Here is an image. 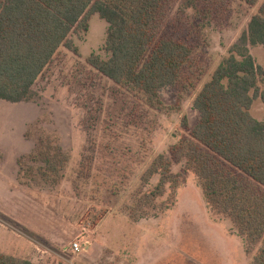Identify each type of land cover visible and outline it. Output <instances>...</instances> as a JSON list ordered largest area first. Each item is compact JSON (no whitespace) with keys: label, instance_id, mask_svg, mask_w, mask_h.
<instances>
[{"label":"rangeland","instance_id":"374dc122","mask_svg":"<svg viewBox=\"0 0 264 264\" xmlns=\"http://www.w3.org/2000/svg\"><path fill=\"white\" fill-rule=\"evenodd\" d=\"M184 1L168 3L161 34L194 48L197 86L189 92L166 88L164 103L151 107L88 65L92 52L109 56L104 50L109 25L94 14L88 32L71 34L81 56L60 48L27 99L0 100V169L15 181L12 193L0 194V206L12 215L0 212L1 252L35 264H252L260 244L248 253L232 221L207 203L183 148L185 140L198 142L182 121L196 124L195 94L263 0L256 6L230 0L227 7L209 0L219 8L215 15L208 12L210 18L203 11L209 10L208 1L198 10ZM252 53L264 67V47L255 46ZM252 113L263 120L260 98ZM47 135L70 156L59 182L46 179L34 158ZM160 154L173 155L172 171L180 181L175 188L168 184L157 204L135 219L141 193L160 180L155 174L148 184L142 181ZM35 231L61 239L52 242ZM75 241L82 246L76 253Z\"/></svg>","mask_w":264,"mask_h":264},{"label":"trees","instance_id":"16d2710c","mask_svg":"<svg viewBox=\"0 0 264 264\" xmlns=\"http://www.w3.org/2000/svg\"><path fill=\"white\" fill-rule=\"evenodd\" d=\"M170 1L0 0V100L27 99L60 48L81 56L71 34L88 32L94 14L109 25L104 46L109 56L92 52L88 65L151 107L164 103L166 88L189 92L197 86L194 48L161 34ZM207 1L210 6L208 11L203 9L204 17L210 18L208 12L215 15L219 10L211 5L213 0H185L184 5L198 10ZM229 1L221 3L227 7ZM241 1L256 6L261 0ZM255 46L264 47V0L247 30L195 94L196 124L190 127L184 117L182 126L198 142L185 140L183 148L189 151L186 156L196 169L207 203L232 221L245 238L248 253L260 244L252 264H264V119L252 113L257 98L264 104V67L252 53ZM54 138L44 137L34 158L43 164L46 179L59 182L70 156ZM172 157L158 155L143 174L144 184L155 174L160 180L141 193L135 219L147 214L143 208L157 204L168 184L178 185ZM0 264L35 263L0 251Z\"/></svg>","mask_w":264,"mask_h":264},{"label":"crops","instance_id":"0c3cea01","mask_svg":"<svg viewBox=\"0 0 264 264\" xmlns=\"http://www.w3.org/2000/svg\"><path fill=\"white\" fill-rule=\"evenodd\" d=\"M264 119V118H263ZM2 142V141H1ZM2 144H4V142H2ZM1 144V145H2ZM13 179H12V173H7L4 170L0 169V194H2V196L6 195L7 193H10L13 190V185H14ZM12 193V192H11ZM22 199V198H21ZM22 204L24 203V201H20ZM0 212H2L3 214H6L8 216H12L8 210H6L5 208H3L2 206H0ZM23 216H13V218L15 220H19V222H21L22 224H24V219H22ZM24 218V217H23ZM25 225V224H24ZM27 226V225H26ZM30 228L32 231L33 229L31 227ZM35 233L39 234L40 236H42L43 238H46L52 242H58L59 239L61 238H57L55 235L53 234H40L39 232ZM24 258V257H22ZM32 261V260H31ZM34 262V261H33ZM35 263V262H34Z\"/></svg>","mask_w":264,"mask_h":264},{"label":"built area","instance_id":"2783aa9c","mask_svg":"<svg viewBox=\"0 0 264 264\" xmlns=\"http://www.w3.org/2000/svg\"><path fill=\"white\" fill-rule=\"evenodd\" d=\"M82 249L81 244L78 241H75L71 245V250L72 252L76 253L79 252Z\"/></svg>","mask_w":264,"mask_h":264}]
</instances>
